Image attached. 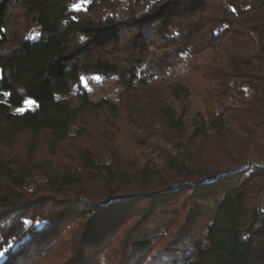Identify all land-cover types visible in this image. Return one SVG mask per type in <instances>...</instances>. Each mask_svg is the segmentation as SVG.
<instances>
[{
  "label": "trees",
  "instance_id": "obj_1",
  "mask_svg": "<svg viewBox=\"0 0 264 264\" xmlns=\"http://www.w3.org/2000/svg\"><path fill=\"white\" fill-rule=\"evenodd\" d=\"M71 5L0 0V264H37L58 240L63 264H264V166L248 159L264 141V0ZM92 75L118 97L91 99ZM193 93L205 113L187 119Z\"/></svg>",
  "mask_w": 264,
  "mask_h": 264
},
{
  "label": "rangeland",
  "instance_id": "obj_2",
  "mask_svg": "<svg viewBox=\"0 0 264 264\" xmlns=\"http://www.w3.org/2000/svg\"><path fill=\"white\" fill-rule=\"evenodd\" d=\"M90 0H72L71 7L75 8H83L86 4L89 3ZM84 86L86 87L91 99L98 100L101 98H112L116 99L118 97L119 88L117 87L115 81L112 78H105L99 75L87 76L82 79ZM161 88V87H160ZM151 87L149 90L154 94H159L162 98H166L172 106H175L176 109L179 108L177 102L170 98L169 92L165 89H160ZM148 90V91H149ZM147 89L140 88L139 93L144 98L150 94H147ZM149 93V92H148ZM250 94V93H249ZM248 94V96H249ZM36 107V101L31 97H26L21 105V107H12L11 110L13 112H22L26 108H34ZM200 112L202 114L205 113V105L203 104L201 98L197 94H192L190 98V109L187 119L192 116L194 113ZM101 116L96 118L97 120H101ZM188 123V122H187ZM28 136L22 134V136L18 139L17 144L12 151V154H18L21 159H23L26 155V144ZM40 142L37 143L36 147H34V154L36 158H47L48 153H46V140L40 137ZM121 145H124L126 148L132 147V143L125 138L121 139ZM66 155L69 153V147L66 146L64 148ZM140 152V151H139ZM62 153V152H61ZM25 154V155H24ZM146 155L155 157L156 150L145 151ZM65 155V154H64ZM60 159L64 162L66 159L61 157ZM248 159L258 162L261 166H264V141H262L258 146L251 147L248 154ZM264 184V182L257 183ZM250 202L255 204L257 208H259L262 212H264V190L260 194H255L250 197ZM90 215L87 213L84 215L85 218H88ZM83 217V218H84ZM81 219L76 220L69 228H74L77 226V223H80ZM69 228L65 233L67 234L66 238L69 239ZM70 243L68 241L58 240L55 242L52 247L45 252L41 253V256L37 260V264H63L65 263L70 255Z\"/></svg>",
  "mask_w": 264,
  "mask_h": 264
},
{
  "label": "snow or ice",
  "instance_id": "obj_3",
  "mask_svg": "<svg viewBox=\"0 0 264 264\" xmlns=\"http://www.w3.org/2000/svg\"><path fill=\"white\" fill-rule=\"evenodd\" d=\"M4 253L3 252H0V255H3Z\"/></svg>",
  "mask_w": 264,
  "mask_h": 264
}]
</instances>
